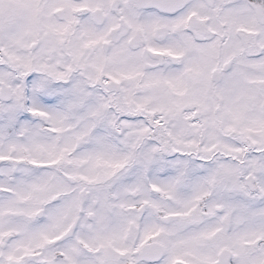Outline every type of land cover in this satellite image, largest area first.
Returning a JSON list of instances; mask_svg holds the SVG:
<instances>
[{"label": "snow or ice", "instance_id": "snow-or-ice-1", "mask_svg": "<svg viewBox=\"0 0 264 264\" xmlns=\"http://www.w3.org/2000/svg\"><path fill=\"white\" fill-rule=\"evenodd\" d=\"M0 264H264V0H0Z\"/></svg>", "mask_w": 264, "mask_h": 264}]
</instances>
